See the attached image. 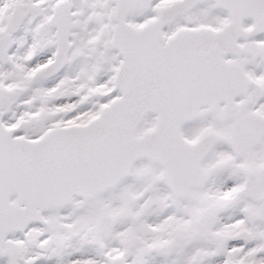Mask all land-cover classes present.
I'll list each match as a JSON object with an SVG mask.
<instances>
[{"label":"snow or ice","instance_id":"6c2138e0","mask_svg":"<svg viewBox=\"0 0 264 264\" xmlns=\"http://www.w3.org/2000/svg\"><path fill=\"white\" fill-rule=\"evenodd\" d=\"M0 264H264V0H0Z\"/></svg>","mask_w":264,"mask_h":264}]
</instances>
